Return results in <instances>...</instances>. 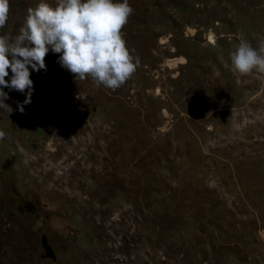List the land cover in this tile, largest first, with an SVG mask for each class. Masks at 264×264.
<instances>
[{
    "label": "rangeland",
    "instance_id": "1",
    "mask_svg": "<svg viewBox=\"0 0 264 264\" xmlns=\"http://www.w3.org/2000/svg\"><path fill=\"white\" fill-rule=\"evenodd\" d=\"M40 2L10 0L0 35ZM129 4L120 88L50 50L23 114L4 89L0 264H264V73L230 59L264 41V0Z\"/></svg>",
    "mask_w": 264,
    "mask_h": 264
},
{
    "label": "clouds",
    "instance_id": "2",
    "mask_svg": "<svg viewBox=\"0 0 264 264\" xmlns=\"http://www.w3.org/2000/svg\"><path fill=\"white\" fill-rule=\"evenodd\" d=\"M10 11V0H0V29ZM133 12L129 0H58L55 7L41 0L29 7L17 35H0V109L8 115L14 111L5 103L10 99L7 88L26 95L17 102L20 113L25 112L34 92L32 72L47 71L50 50L59 54V65L76 81L91 78L97 87L120 88L137 68L122 32ZM230 59L241 76L264 73V41L258 50L241 42ZM5 137L0 130V140Z\"/></svg>",
    "mask_w": 264,
    "mask_h": 264
}]
</instances>
